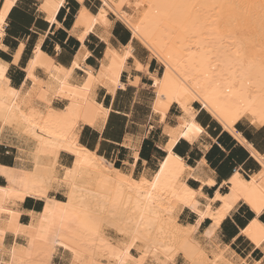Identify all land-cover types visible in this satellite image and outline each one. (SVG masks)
<instances>
[{
	"label": "snow or ice",
	"instance_id": "snow-or-ice-1",
	"mask_svg": "<svg viewBox=\"0 0 264 264\" xmlns=\"http://www.w3.org/2000/svg\"><path fill=\"white\" fill-rule=\"evenodd\" d=\"M205 10L233 49L225 61L231 69L227 81L212 56L185 49L190 58L200 55L190 76L173 54L196 35ZM197 77L213 90L226 83L237 101L247 98L249 107L236 108L233 119L255 125L259 116L264 124V0H0V144L19 147L27 136L28 143L40 142L37 156H55L65 168L49 167L47 180L22 178L20 188H0L12 198L0 201V264H197L187 246L166 248L165 260L142 248L140 225L126 228L131 222L124 218L128 205L121 195L91 194L92 211H69L60 203L65 183L80 175L82 163L95 167L102 160L97 152L121 138V151H129L117 175L139 190L145 207L163 199L159 192L170 191L179 205L169 201L167 210L189 216V233L196 234L210 216L199 234L215 240L219 230L226 244L234 241L225 249L227 259L218 255L208 264H264V155L253 149L258 180L229 169L221 183L217 173L231 160L221 148L229 145L208 134L204 110L217 116L222 110ZM256 97L259 113L251 110ZM45 113L48 120L40 123L37 117ZM53 119L60 131L49 125ZM5 178L18 182L9 169H0V185ZM32 196L46 202L39 205L35 229L17 222L24 198ZM237 209L249 213L239 228L228 219Z\"/></svg>",
	"mask_w": 264,
	"mask_h": 264
},
{
	"label": "bare ground",
	"instance_id": "bare-ground-1",
	"mask_svg": "<svg viewBox=\"0 0 264 264\" xmlns=\"http://www.w3.org/2000/svg\"><path fill=\"white\" fill-rule=\"evenodd\" d=\"M38 1L41 3V0ZM200 2H210V0H200ZM210 11L211 10H205L204 14L199 17L200 25L196 30V35L185 40L184 48L175 47L173 54L178 58L180 68L184 71H187L188 75L190 76H195L193 68L195 63L199 61L200 55L190 58L188 51L185 49L191 48L192 51H198L202 55H210L213 57V62L216 60L221 62V78L227 81L228 74L231 69L229 65L225 63V61L228 59L229 53L232 52L233 49L230 47L227 38H221L224 34L215 30V21L209 16ZM254 55L259 57L260 53L257 52L254 53ZM177 77L179 78L178 73ZM197 78L200 81L201 87H203L205 91H207L212 97V102H214V104L222 110L219 116L208 111L207 109L204 111H206L214 120H216L223 129H226L228 132L230 131L233 135L234 125L240 120L239 118L233 119L235 115V109L238 107L241 109L249 107L247 98H245L243 101H237L234 97V94L227 90L226 83L218 90H213L214 86L210 85L202 78ZM194 103H198L201 107H203V104H201V101L199 100L195 101ZM251 110H254L257 113L260 112L259 97H256L255 103L252 105ZM37 119L40 123H43L45 120H48V114L45 113L43 117L38 116ZM257 121L258 122L256 124H261L259 122V116H257ZM48 122L53 131L61 130L55 119ZM2 127L4 126L0 124V128ZM125 135H127V132ZM0 137H4V132L0 131ZM51 138L55 139L56 137L53 136ZM30 139L31 138L25 136L23 141H18L20 144L19 147H13L11 141L2 144L6 147L14 149L15 154L12 163H9L6 159H0V169H9L17 178L18 182L14 185L9 184L5 178V182L3 185H0V188H4L6 190L20 188L21 185L19 181L22 178L29 181L47 180L49 178V167H54L57 172L65 171L62 160L57 159V157H50L43 154L37 156L36 151L37 148L40 147V142L32 140L31 143H28L27 141ZM120 144H123V140ZM247 148L250 149V153H252V148ZM93 151H95V149H93ZM253 156L255 155L253 154ZM17 157H19V159ZM256 157L258 158L256 159L259 160V156ZM37 161H39L40 164L39 168L36 166ZM105 162L106 165L110 167H106ZM141 166L143 167L142 163ZM125 167L126 166L123 163L121 166H119V171L122 172ZM116 169L117 166H115L112 161L106 159L103 156L102 160L96 161L95 167L89 166L88 162L84 161L80 167V175L77 176L71 183H65L64 187L66 191L59 194L60 203L66 205L69 211H72L73 209L92 211L91 205L94 203V201L91 198V194L100 193L101 195H107L113 198L121 195L123 203L128 205L126 209H123L124 218L131 222V225L126 226V228H134L136 225H140L139 240L137 243L142 248H149V251L155 252L160 260L166 259L168 255V253L164 251L166 248L177 249L181 246H187L189 248L190 254L194 257L197 264H208L209 261L215 260L218 255L224 257L225 259L228 258L225 251V249L228 247L227 245H224L217 237L215 240H209L208 237L199 234L200 225H202L204 221H202L201 224L197 226V233L191 234L188 232V229L194 222L190 221L189 216L184 215L182 212H178L175 209L171 211L167 210L169 201L179 205V202L176 201L175 196H173L170 191L164 190L159 192L158 194L162 196L163 199L154 201L149 207H145L148 202L140 198V196L137 194L139 190L136 189L134 185L123 184L121 177L117 175ZM259 177L260 171L257 174L251 175L247 179L249 181L253 179L258 180ZM59 178L62 179V177ZM163 183L164 181L162 178V186ZM129 197H131V199H129ZM10 199L12 198L7 196L5 192H0V201L7 202ZM27 199H32L34 202H46L41 201L34 196L24 198L21 207V214L18 217L17 222L23 224L24 222L22 221V216L27 215V224L32 225L33 229H35L39 227L36 220L39 219V216L43 210L40 209L37 211L34 207L26 208L24 205ZM69 201H71V203H69ZM55 211L58 224L61 209H56ZM30 214H35L36 219H34ZM141 216L144 217L143 221L140 220ZM207 218L211 219L210 216L205 217V219ZM101 227L103 231L109 230L106 226L102 225ZM209 227H211V225ZM55 231L59 232L60 230L56 228ZM205 231H208V229L206 228ZM41 244V241H36L37 251L40 250ZM205 244L207 245L206 247L204 246ZM221 245H223V247H221Z\"/></svg>",
	"mask_w": 264,
	"mask_h": 264
},
{
	"label": "crops",
	"instance_id": "crops-1",
	"mask_svg": "<svg viewBox=\"0 0 264 264\" xmlns=\"http://www.w3.org/2000/svg\"><path fill=\"white\" fill-rule=\"evenodd\" d=\"M35 4H38L39 1L38 0H34ZM59 14V13H58ZM57 14V15H58ZM36 18L40 19L39 14H36ZM42 24L43 23H47L45 20H41L40 21ZM61 23H65V18L61 17ZM93 47L95 48L96 46L93 44ZM198 104V103H196ZM109 106H111V104H109ZM129 110L132 109V105L129 104L128 105ZM205 114L209 116V120L210 123L204 125L206 131L208 130V128H211V132L208 133L209 135H211V133H215V137L214 140L219 142L221 140H224L229 147L225 150L224 148H221V151L224 152V156L225 157H231L230 163L227 165H223V167L221 168L220 172L217 173V175L220 177L221 179V183H224L223 180V176L227 175L228 170L231 169V171L233 173H235L236 171H239L241 173V175L243 177H247L249 178L251 175L257 174L259 172L258 167H259V160H257L258 158L256 157L257 155L253 156V149H255V151L257 153H260V155H264V135H262V133H264V124H251L250 121L247 123V125H245L241 120L237 121L236 124L234 125V133L233 135L231 134V132L227 131L226 129H223L222 126L216 121L214 120L206 111ZM125 128H127V125H125ZM113 134V130L110 128L108 130V135L109 137H111ZM235 135V136H234ZM237 135V137H236ZM241 135V136H240ZM243 138V139H242ZM240 139V140H239ZM123 138H121V142H122ZM246 140L247 143H244L243 141ZM105 142H108L107 140ZM113 146L116 147H122L121 144H112ZM248 145V146H247ZM219 147V144L217 145ZM247 147H251L252 149V153H250V149H248ZM126 151V154L122 155V159L118 158V154L120 153L119 150H116L115 148H113V150L110 152L111 155H115L116 159L114 160L116 161H121V165L123 164V160L127 158L128 155V150L124 149ZM197 151H199V149L197 148ZM181 152H184L183 149H181ZM99 154L103 155L105 158H107L108 156L105 154L106 151L102 150L98 152ZM179 154V153H177ZM184 155H188L187 152H184ZM257 158V159H256ZM192 163L193 165L195 164V155L193 154L192 157ZM157 161L159 162V160L157 159ZM249 161H251L253 164L257 165V167H252L249 164ZM219 164H223V161H218ZM246 165H248L246 167ZM231 177H229L230 179ZM35 204V202H34ZM34 206H32L31 208H33ZM248 211H242L237 209L235 214L229 216V220L237 227L239 228V224L245 220H247L248 217ZM206 221H210L211 219H205ZM204 221V222H206ZM200 225V227H203V224ZM210 226V225H209ZM217 238L224 244L227 245L230 243H233L234 241H228V244L225 243V241L227 240V236L226 234H224L223 232H220L218 230V235ZM222 238V239H221ZM224 240V241H223ZM239 247V245H238ZM241 251H243V249H241Z\"/></svg>",
	"mask_w": 264,
	"mask_h": 264
},
{
	"label": "rangeland",
	"instance_id": "rangeland-1",
	"mask_svg": "<svg viewBox=\"0 0 264 264\" xmlns=\"http://www.w3.org/2000/svg\"><path fill=\"white\" fill-rule=\"evenodd\" d=\"M110 129V128H109ZM112 129V128H111ZM113 130V129H112ZM106 144L108 143V142H105ZM113 148H115L116 150H119V154H118V158L119 159H122V155H124L125 153H126V151L125 150H123V151H121V148L120 147H116V146H111V148H109V147H105L103 150H105L106 151V155L108 156L106 159H109L110 161H112L113 162V164L115 165V166H117V165H119V166H121V161H114L116 158V156L114 155H111V151L113 150ZM13 152H14V149H12V148H10V147H6L5 145H2V144H0V159H6L9 163H12L13 162V159H14V154H13ZM98 153V152H97ZM99 154V153H98ZM99 155H101V154H99ZM101 156H103V155H101ZM104 157V156H103ZM158 161L156 160V165H158ZM42 202H40V201H37V202H35V204H34V201L32 200V199H27L26 200V202H25V207L26 208H31L32 206H34V208L35 209H37L38 210V208H39V205L41 204ZM40 210V209H39ZM28 216L27 215H23L22 216V221L23 222H25V221H27L28 219Z\"/></svg>",
	"mask_w": 264,
	"mask_h": 264
},
{
	"label": "trees",
	"instance_id": "trees-1",
	"mask_svg": "<svg viewBox=\"0 0 264 264\" xmlns=\"http://www.w3.org/2000/svg\"><path fill=\"white\" fill-rule=\"evenodd\" d=\"M37 210V209H36Z\"/></svg>",
	"mask_w": 264,
	"mask_h": 264
}]
</instances>
